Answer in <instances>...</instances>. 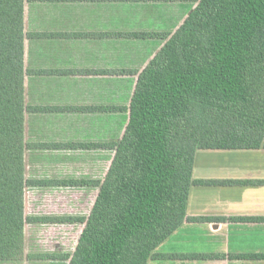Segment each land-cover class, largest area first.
<instances>
[{
    "label": "trees",
    "instance_id": "1",
    "mask_svg": "<svg viewBox=\"0 0 264 264\" xmlns=\"http://www.w3.org/2000/svg\"><path fill=\"white\" fill-rule=\"evenodd\" d=\"M65 1L0 0V263L224 259L221 254L155 250L184 223L220 220L186 215L191 186L253 184L193 180L192 170L200 150L264 148V0H187L194 7L172 33L109 35L163 44L140 72L128 73L136 81L128 106L118 111L126 122L121 138L111 147L113 157L105 176L100 181L29 180L27 150L69 146L25 142L27 113L58 110L25 104L26 77L45 72L25 67V43L61 36L27 32L25 5ZM49 185L97 188L88 216L26 217V188ZM27 224L83 227L72 253L26 255ZM234 258L264 259V255L229 256Z\"/></svg>",
    "mask_w": 264,
    "mask_h": 264
},
{
    "label": "rangeland",
    "instance_id": "2",
    "mask_svg": "<svg viewBox=\"0 0 264 264\" xmlns=\"http://www.w3.org/2000/svg\"><path fill=\"white\" fill-rule=\"evenodd\" d=\"M181 5L26 4L25 30H45L46 24L59 19L54 12L63 10L67 18L71 17V23L76 24L75 16L81 17L84 31H115L120 34L172 33L192 8V5ZM50 13L54 17L48 16ZM64 15L61 14L63 21ZM162 44L161 40H89L82 44H73L74 49L68 50L69 55L67 52L62 55L72 64L76 61V68L79 70L95 69L94 71H104L107 74L86 77H27L26 106H48L58 110L47 112H56L54 115L27 113L25 142L34 145L37 138H46L67 143L69 147L63 150H27L25 178L52 181L102 180L113 157L111 147L119 141L125 127L126 117L118 111L128 106L136 81V77L128 73L140 72ZM61 45L57 42L54 47H46L44 40H27L25 67H44L49 62L45 53L51 54L57 50L61 54ZM87 107L93 111L82 113L77 110ZM59 109H62V114H57ZM75 109L79 111L78 114H73ZM195 156L196 176H208V150L197 151ZM96 195L97 188L90 186L27 187L24 213L26 217H87ZM82 227L81 224H27L24 230L25 254L72 253ZM0 264L66 263L24 259L20 263Z\"/></svg>",
    "mask_w": 264,
    "mask_h": 264
},
{
    "label": "crops",
    "instance_id": "3",
    "mask_svg": "<svg viewBox=\"0 0 264 264\" xmlns=\"http://www.w3.org/2000/svg\"><path fill=\"white\" fill-rule=\"evenodd\" d=\"M80 3L100 5L109 3H177L179 5H192L187 0H67L60 3L49 2L38 4H50L55 6V4L70 5ZM193 7L194 5H192V8ZM63 13V10L58 11V13L55 11L54 14L59 18L56 20L57 22L52 21L50 24H46V29L43 31L31 32H44L52 35L60 34L61 36L59 37L51 36L49 38L33 39L31 41L44 40L46 47H54L57 42L62 44L61 54H59L57 50L51 52V54H49V52L45 53V56L49 57V62H47L44 67L31 68L30 66V68H28L38 73L40 71H45L44 73L33 75L34 77L103 76L85 74V70L93 71L95 69L84 68L79 70L76 68V61L72 64L71 61L65 59V55L62 54L67 52V55H69L68 50L74 49L73 44L78 45L89 40L137 41L131 38L109 36L120 34V32L115 31H84L83 25L81 24V17L78 18V16H75V24L71 23V17L67 18L68 16ZM61 14L64 15L65 21H63ZM48 16L54 17L52 13ZM155 40L156 39H149L145 41ZM57 63L60 64L57 65ZM59 111L60 112L57 114L63 113L62 110ZM69 112L71 111H67V113ZM72 112L73 114H78L79 111L74 110ZM82 113H84V111H82ZM31 114L54 115L56 112L52 114L47 112H36ZM24 126L26 128V125ZM31 129L33 130V127ZM39 144L67 145V143H60L53 139L37 138L34 140V145ZM195 176L196 156L194 157L192 170L193 180L252 182L253 184L241 183L190 187L186 215L188 217L219 218L220 220L205 223H184L160 244L155 252L157 254H221L226 257L221 260L206 261L149 260L147 264H264V259H229V256L264 255V148L257 150H208V176Z\"/></svg>",
    "mask_w": 264,
    "mask_h": 264
}]
</instances>
